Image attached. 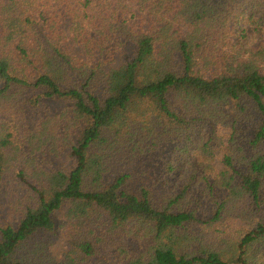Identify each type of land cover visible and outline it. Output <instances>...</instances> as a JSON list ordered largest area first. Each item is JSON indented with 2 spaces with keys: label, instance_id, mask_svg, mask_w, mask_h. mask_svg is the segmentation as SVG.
Returning <instances> with one entry per match:
<instances>
[{
  "label": "trees",
  "instance_id": "16d2710c",
  "mask_svg": "<svg viewBox=\"0 0 264 264\" xmlns=\"http://www.w3.org/2000/svg\"><path fill=\"white\" fill-rule=\"evenodd\" d=\"M3 205L0 264H264V0H0Z\"/></svg>",
  "mask_w": 264,
  "mask_h": 264
},
{
  "label": "rangeland",
  "instance_id": "374dc122",
  "mask_svg": "<svg viewBox=\"0 0 264 264\" xmlns=\"http://www.w3.org/2000/svg\"><path fill=\"white\" fill-rule=\"evenodd\" d=\"M163 188V187H162ZM158 192H160V193H163L164 192V189H163V191L161 192L160 191V188L158 187L157 189H156V192L155 193H158ZM7 213H8V207H7V205H3L1 208H0V216L2 217V220H4V221H6L7 219H6V216H7Z\"/></svg>",
  "mask_w": 264,
  "mask_h": 264
}]
</instances>
